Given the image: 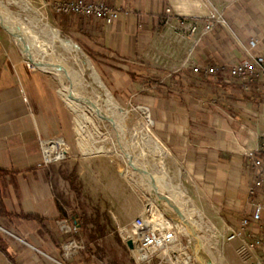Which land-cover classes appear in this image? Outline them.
Here are the masks:
<instances>
[{"label":"crops","instance_id":"1","mask_svg":"<svg viewBox=\"0 0 264 264\" xmlns=\"http://www.w3.org/2000/svg\"><path fill=\"white\" fill-rule=\"evenodd\" d=\"M105 1L134 6L136 12L122 13L112 24L59 15L65 35L93 39L90 44L108 55L112 67L143 69L141 75L136 70L129 75L136 73L137 79L131 76L135 88L146 91L141 97L157 133L200 190L225 197L226 213L244 207V214L228 224L237 225L252 211L253 175L243 151L264 147V92L254 84L246 88L247 80L227 73L197 74L192 66L231 65L255 48L264 53V0ZM220 15L223 23L201 40L180 24L185 17L205 21ZM166 21L173 26H160ZM9 52L0 56V189L11 216L0 214V235L8 245V252L0 248V264H115L110 226L71 216L62 166L45 163L43 141L51 136L44 110L53 95L50 77L42 70L32 73L22 54ZM258 198L264 201V194ZM121 207L126 219H135L140 211L139 206L134 211L127 204ZM64 219L77 224L74 236L86 245L69 257L64 243L71 234L61 227Z\"/></svg>","mask_w":264,"mask_h":264},{"label":"rangeland","instance_id":"2","mask_svg":"<svg viewBox=\"0 0 264 264\" xmlns=\"http://www.w3.org/2000/svg\"><path fill=\"white\" fill-rule=\"evenodd\" d=\"M47 3L46 0H0V10L13 18L27 15L23 27L34 45L37 58L65 67L71 73L68 77L71 86L86 92L107 109L105 96L92 93L93 86H99L95 75L99 77L121 107V113L113 114L126 124L128 141L133 146L138 161L159 182L162 191L173 197L183 212L194 221L205 240V251L210 262L248 264L239 251L240 242L229 240L227 230L228 224L235 223L244 214V207L241 211L226 213L225 197H214L207 194L205 189L200 190L185 167L177 161L164 139L157 133L154 116L151 115L153 122L149 121L142 108L148 106L145 104L146 99L141 97L146 91L141 92L135 88V82L129 75L132 70L140 74L143 69L128 64L112 67V63L107 61L108 55L97 47L93 48V39L82 38L79 36L81 33L75 31V37L65 35L67 32L60 25V14H56ZM22 10H25V14L19 12ZM37 15L42 18L40 22L37 21ZM166 18L169 16L164 17ZM81 19L84 22L94 18L78 16V21ZM160 26L173 25L166 21ZM8 29L6 25L0 33V56L7 57L9 51H16L26 60L27 56L20 45L15 43L14 36ZM69 41L76 43L79 48L76 50L67 47L64 42ZM144 71L146 72L145 69ZM42 73L50 77L53 86V95L47 99V108L44 107L51 136L44 140L62 139L66 142L67 156L58 162L67 180L65 196L66 203L72 208L70 215L78 214L86 222L102 221L110 226L108 229L113 231L116 244V249L110 250V257H113L115 264H177L172 255H180L187 250L196 257L198 264H202L195 242L172 216L171 208L161 206L146 180L132 170L118 131L111 124L93 116L87 107L75 110L59 93L60 81L57 76L44 71ZM159 148L167 153L168 162L163 166L157 153ZM151 201L155 202L154 213L160 214L162 220L169 221L176 227L178 240L172 245V251L163 250L149 258H141L134 241V228L130 226L133 219L127 217L128 224L121 225L115 211L117 206L122 209L121 205L125 207L127 204L132 211L136 206L140 207V211L136 213L138 216L143 211H147L149 215ZM206 218L210 220L212 228L206 223ZM129 239L134 241V247L128 245ZM182 246H186L187 250H182Z\"/></svg>","mask_w":264,"mask_h":264},{"label":"built area","instance_id":"3","mask_svg":"<svg viewBox=\"0 0 264 264\" xmlns=\"http://www.w3.org/2000/svg\"><path fill=\"white\" fill-rule=\"evenodd\" d=\"M47 5L56 14L94 18L102 21L104 24L114 23L122 13L136 12L134 6L126 8L105 0H52ZM236 6L241 8L240 3H236ZM167 11L172 12L170 8ZM223 21L224 19L221 15L205 21L185 17L181 18L180 24L189 31L192 37L201 40L217 25L222 24ZM5 26L6 23L0 19V33ZM8 30L11 33V30ZM255 30L259 33L262 31L259 27H256ZM26 62L32 73L40 70L29 57H27ZM192 70L197 74L204 75L227 73L232 77L247 80L245 83L246 88H250V84H254L258 90L264 92V53L258 48L251 51L246 58L231 65L195 64L192 66ZM143 107H147L149 110L147 118L153 122L150 108L148 106ZM57 140L62 141V143H59L56 151L63 153L60 157H51L50 153L52 150L47 148L44 144L45 140L43 141L46 164L65 159L67 156L66 142L62 139ZM243 156L249 161L253 175V184L249 189L252 211L242 217L237 225L227 226L228 239L240 242L239 251L248 264H264V234L262 233L264 226V201L258 198L259 194H264V147L247 148L243 151ZM60 223L64 232L71 234L70 238L64 243L65 255L69 257L77 249H85V243L74 236L79 231L77 224L68 219L61 220ZM130 226L134 228V241L141 258H149L163 250H174L172 245L177 242L178 233L176 227L169 221H167L166 226L160 227L149 218L147 211H143L131 221ZM7 232L24 242L17 234L10 231ZM182 250H187L186 246H182ZM186 253L189 256V264H198L196 257L190 251L187 250ZM57 262L65 264L59 260ZM177 264L187 263L179 260Z\"/></svg>","mask_w":264,"mask_h":264},{"label":"bare ground","instance_id":"4","mask_svg":"<svg viewBox=\"0 0 264 264\" xmlns=\"http://www.w3.org/2000/svg\"><path fill=\"white\" fill-rule=\"evenodd\" d=\"M19 12H23L25 14V10ZM36 17L38 22L42 20L40 15H37ZM0 19L3 22H5L6 25L9 27V29L11 30V34H13L14 36L15 43L20 45L22 52L24 54L27 57H29V59L32 60L40 70L47 73H52L57 76V78L60 81L59 93L67 100V102L72 107L75 108V110L78 109L80 110L87 107V109L91 111L93 116L98 117L101 121H103L106 124H111L118 131L119 139L125 145V155L132 170L135 173L140 174L146 180L148 185L154 190L156 200L161 206H168L171 208L172 216L181 223L186 233L195 242L199 255L201 257L202 264H212L210 262L209 255L205 251V240L197 230L194 221L183 212V210L181 209V207L173 197L162 191L159 182H157L154 177L152 178L151 174H149V172L145 170V168L138 161L133 146L129 144L128 141L126 124L124 123L123 119H117L114 116V114L121 113V109H120L121 107L117 102V100L115 99V97L112 95V93L109 92L107 88L101 83L99 77L95 75V78L99 83V86H93L92 93L97 96H103V95L105 96L104 100L107 109L103 108L97 101L92 99L91 96L86 92L79 91L73 88L68 78L69 74L71 75V73L70 71L66 70L65 67L57 66L54 65L53 63H47L37 58V56L34 53V45L29 40L25 32V28L23 27V24H26L25 19H27V15L25 16L21 15L19 18L18 17L13 18L12 16L7 15L4 12H2V10H0ZM55 35L57 36L58 32H56ZM64 44L72 49L77 50L79 48V46L76 43H72L70 41L64 42ZM74 44H76L77 46ZM143 110L149 116V110L147 109V107H143ZM59 143H62V141L55 139H49L44 142L45 146L52 150V152L50 153L51 157H60L63 154L62 152H56ZM157 153L159 154V157L161 159V165L162 166L165 165L168 162L167 153L161 148L157 150ZM154 207H155V202L151 201L150 208L148 209L149 218L160 227L166 226L167 221L162 220L160 214L154 213L153 211ZM115 213L117 220L121 225L128 224L127 219L119 206L116 207ZM205 221L206 223H208V226L212 228V224L210 220L206 218ZM111 241L112 244L116 246L115 242L113 240ZM117 250L118 253L121 254L120 250L119 249ZM172 258L175 263H178V261L181 260L189 264V256L186 252H183L179 256L172 255Z\"/></svg>","mask_w":264,"mask_h":264},{"label":"trees","instance_id":"5","mask_svg":"<svg viewBox=\"0 0 264 264\" xmlns=\"http://www.w3.org/2000/svg\"><path fill=\"white\" fill-rule=\"evenodd\" d=\"M131 76L134 78V79H137V74L136 73H132L131 72ZM0 214L4 215V216H11V213L7 210L6 206H5V203H4V200H3V196H2V192H1V189H0ZM22 217H25V218H31V217H38V218H41L39 216H35V215H28V214H22L21 215ZM76 219V218H74ZM78 222V221H77ZM0 248H2L3 250H5L6 252H8V245L7 243L4 241V239L1 237L0 235Z\"/></svg>","mask_w":264,"mask_h":264},{"label":"water","instance_id":"6","mask_svg":"<svg viewBox=\"0 0 264 264\" xmlns=\"http://www.w3.org/2000/svg\"><path fill=\"white\" fill-rule=\"evenodd\" d=\"M74 45H76V44H74ZM77 46V45H76ZM128 245L130 246V247H134V241L132 240V239H129L128 240Z\"/></svg>","mask_w":264,"mask_h":264}]
</instances>
